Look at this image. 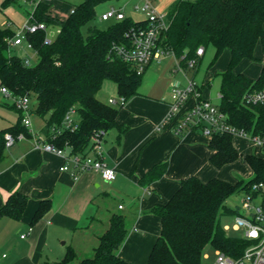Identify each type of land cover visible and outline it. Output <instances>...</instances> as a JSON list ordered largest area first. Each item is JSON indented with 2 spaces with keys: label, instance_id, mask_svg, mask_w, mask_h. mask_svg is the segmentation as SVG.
Here are the masks:
<instances>
[{
  "label": "trees",
  "instance_id": "obj_1",
  "mask_svg": "<svg viewBox=\"0 0 264 264\" xmlns=\"http://www.w3.org/2000/svg\"><path fill=\"white\" fill-rule=\"evenodd\" d=\"M112 0H82L64 21L48 15L49 6L40 2L33 19L36 22L57 24L56 38L47 42L46 31L28 34L36 63L26 65L24 59L11 52L9 39L15 33L0 26V86L14 97L36 99L33 111L45 121L43 134L47 142L60 149L70 148L72 154H84L95 135L105 136L114 129L122 133L126 127L118 122L119 107L98 99L105 83L113 82L120 97L126 101L139 94L143 74L134 65L114 54V47L127 44L126 33L132 28L145 26L147 21L127 17L115 21L105 30L92 25L97 7ZM12 0H5L2 8ZM167 30L162 33L160 45L175 54L187 69L188 60L197 58V50L213 46L216 59L225 50L231 51L230 66L220 74V109L228 121L252 136L264 137V105H252L246 94L264 89V60L259 76L252 78L235 68L243 60H255L259 41L264 44V0H175L166 14ZM87 27V35L84 28ZM198 63L194 71L197 69ZM201 91V88H199ZM78 110V128H63V121L72 108ZM20 113L18 123L0 131V162L6 151V134L30 136ZM214 152L213 165L221 169L236 162L240 153L234 146V137L215 134L209 139ZM246 161L254 178L246 184L213 178L208 182L196 176L189 177L164 205L153 212L162 220V230L147 264H202L208 247L239 257L248 246L241 236H232L224 230L222 219L235 215L237 207L226 205L227 199L240 190L247 191L255 183L264 182V158L247 155ZM167 164L154 166L141 180L152 183L166 172ZM28 198L13 193L0 207L3 218L20 221L27 208ZM51 208L45 201L36 211L35 225ZM127 228L122 215H113L108 230L100 237L94 255L79 264H133L119 256L126 239ZM77 258L68 248L63 259L52 264H70Z\"/></svg>",
  "mask_w": 264,
  "mask_h": 264
},
{
  "label": "crops",
  "instance_id": "obj_2",
  "mask_svg": "<svg viewBox=\"0 0 264 264\" xmlns=\"http://www.w3.org/2000/svg\"><path fill=\"white\" fill-rule=\"evenodd\" d=\"M4 1L0 0V11L10 22L0 20V26L17 34L14 25L21 30L29 23L26 18L16 14V0L2 8ZM54 1L40 2L49 6L48 15L58 21L66 20L73 12L74 5L68 9L67 16L59 20L53 14ZM34 12L30 14L32 23L35 21ZM13 48L19 47L11 48L13 54L19 55ZM26 56L29 57L27 52L22 58ZM34 57L36 59L35 52ZM161 58L147 70L163 69ZM172 72L181 73L174 70ZM197 72L198 69L194 71L193 80ZM182 75L186 77L185 82L176 81L166 89H157L155 86L145 91L139 88L138 95L119 107L117 119L126 130L124 133L118 129L111 130L101 143L104 161L117 172V178L113 182L106 181L98 172H83L75 177L72 171H61L66 158L42 148L47 139L43 133L35 131L36 126L31 120V135H23L13 146L6 147L5 156L0 162V207L15 192L28 198L27 208L20 221L3 218L0 222V264H52L63 259L68 248L73 249L77 257L82 253L94 254L113 215L124 216L127 228L119 256L133 264H147L162 230V220L153 209L168 203L183 180L196 176L204 182L218 178L236 183L224 178L221 175L222 168L218 169L213 165L214 152L209 147L208 138L198 132L180 136L171 126L160 128L169 111L173 86L185 85L188 81L187 75ZM207 85L205 81L201 86L197 85L201 88L204 99ZM114 87L117 90L116 85ZM219 97L221 98L220 93ZM110 98H119L118 92L117 96H110L105 103L109 104ZM193 103L191 100L187 106ZM31 109L32 115L36 108L31 105ZM0 110L2 114L6 109L0 107ZM3 115L5 114L0 116V131L16 125ZM244 142L252 144L248 139L234 137V146L239 151L240 158H244L248 165L246 156L255 155L251 150L254 146L250 145L251 149L247 150L237 144ZM257 148L256 156L264 158V153L261 154L260 148ZM70 153V148H67L66 156ZM236 162L226 167L233 166ZM162 163L167 164L164 175L152 183L142 184V178L154 166ZM45 201L51 203L50 210L32 225L36 211ZM4 254L6 257L2 258Z\"/></svg>",
  "mask_w": 264,
  "mask_h": 264
},
{
  "label": "built area",
  "instance_id": "obj_3",
  "mask_svg": "<svg viewBox=\"0 0 264 264\" xmlns=\"http://www.w3.org/2000/svg\"><path fill=\"white\" fill-rule=\"evenodd\" d=\"M144 6L136 7L146 13L147 24L130 29L126 33L127 44L114 47V54L123 61L134 65L138 74H143L147 69L169 50H165L160 45L162 33L167 30L166 15H159L154 0H144ZM126 18L122 10L111 8L101 16V21L111 20L121 21ZM143 21V20H142ZM40 30H47V25L43 22L34 21L32 24L25 25L21 32L26 31V35L21 32L9 39L11 47H21L27 45V48L33 49V46L27 40L28 34H34ZM52 40L47 39V42ZM205 54L204 47L197 50V58L188 60L187 69H185L180 60L176 57V67L174 72L179 71L187 75L188 71L196 68L198 59ZM26 65L32 64V58L26 56L23 58ZM1 91L9 98L16 100V107L23 115V124L31 131V99L28 96L14 97L6 87H1ZM171 103L169 111L160 125V128L171 126L177 135H184L189 132H198L202 136L211 139L215 134H229L233 137L248 139L253 145L259 147L264 152V137L252 136L246 131L237 128L228 121L227 114L220 107L214 105L210 100L202 98V93L194 80H188L185 85L176 84L172 88ZM245 99L252 105H264V89L253 91L246 94ZM193 100L190 106L187 104ZM126 102L124 97L110 98L109 104L120 107ZM78 110L76 107L70 109L63 121V128H78ZM23 134L13 136L6 134V146H13L18 140L23 138ZM103 136L95 135L91 139L90 148L84 154H72L66 156V149H60L55 145L46 142L42 148L47 152L66 158L65 164L60 168L61 171H72L74 176L83 172H98L108 181L113 182L117 178L115 168L110 167L103 159L101 150ZM39 146V145H38ZM246 198L242 205L237 208L234 215L235 221L232 228L241 231V236L248 242V246L239 257H233L225 252L216 249V259L214 264H264V182L255 183L246 191ZM260 197L259 204L254 203V199ZM229 226H224L228 233ZM229 234V233H228ZM25 238V236H22ZM6 255H2L5 258ZM206 253L203 259H206Z\"/></svg>",
  "mask_w": 264,
  "mask_h": 264
},
{
  "label": "rangeland",
  "instance_id": "obj_4",
  "mask_svg": "<svg viewBox=\"0 0 264 264\" xmlns=\"http://www.w3.org/2000/svg\"><path fill=\"white\" fill-rule=\"evenodd\" d=\"M17 3L14 5V10L16 14H18L21 18H26L27 22L32 24V20L30 19V14H32L37 6V4L41 0H16ZM82 2V0H55V8L53 9V14L56 18L61 20L65 16H67V11L70 8L71 5L77 6ZM175 2V0H154L155 6L157 7V11L159 15H166L167 12L170 10L171 5ZM145 1L144 0H112L105 2L101 5H99L96 9L97 16L96 20L93 22L92 25H95L99 30H105L109 27L110 24H112L114 21H108L103 22L101 21V16L103 13L107 12L111 8H115L117 10H122L127 17L132 18L134 21H142L147 19L146 13L142 12L141 10H137L136 7H142L144 6ZM0 20L5 22H10L7 16L0 11ZM56 20V19H55ZM14 27L17 29V33L21 32V30L14 25ZM58 32V26L57 24H47V39L54 40L57 36ZM84 33L87 35V27L84 28ZM21 34L26 35V31L21 32ZM15 52H17L21 58L24 56V53H28L29 57L32 58V64L36 63V59L34 57V50L27 48V45L25 44L23 48L19 47L13 48ZM255 60H243L236 68V72H242L250 77L257 78L261 72L262 63L264 60V44L263 41H259L256 47L255 51ZM175 54L172 52H169L166 56H162L160 62L163 69H150L145 72L143 75L141 86L140 88L149 91L153 89L155 86L157 89H161L166 87L168 88V85L170 86L176 82L181 81L185 82L186 77H184L183 73H176L174 74L172 70L175 69ZM231 61V51L225 50L222 55L216 59V50L213 46H210L206 50V54L204 58L201 61V64L197 67L198 72L194 78V81L197 85H202V83L205 81L208 85L204 89V97L206 99H209L212 101V103L216 106H220L221 100L219 97L220 93V83H221V76L220 74L227 71L230 66ZM193 71V70H192ZM194 71L188 73L187 77L188 80H193L194 77ZM105 84V86L100 90V92L97 94L98 99L107 102L108 98L110 96H117V90L115 89V84L113 82L108 81ZM112 85V86H111ZM16 100L13 98L7 97L0 88V105H8V106H0L5 107V111L2 114H5L3 116H6L11 121H14V124H17L20 113L18 108L15 105ZM31 105L33 108H36L37 100L32 99ZM1 110H0V116H2ZM31 120L33 121V125L36 126L35 131L42 134V130L45 126V123L43 119L38 116L35 112L31 115ZM238 139V138H237ZM238 146L242 149H251L250 145L246 142L237 143ZM254 148H252L253 154H257L258 148L257 146L253 145ZM260 153L263 154V150L259 149ZM258 156V155H257ZM221 175L224 178H228L229 180H232L233 182H240L247 183L250 180L254 178V175L252 171L250 170L249 166L246 164L244 158H240L233 166L229 167H223ZM247 194L245 190H240L230 196L227 201L226 205L235 208L240 207L246 198ZM260 197H257L254 199L255 204H259ZM235 221L234 215H228L223 217L222 224L224 226H229L231 229L228 231V233L232 236H239L241 234V231H236L232 228ZM206 259H203L202 264H214V261L216 259V249L212 247H208L206 249ZM94 254L86 255L84 253L79 254L77 259L72 261L70 264H78L79 260H82L84 258H90ZM204 257V255H203ZM46 264V263H41Z\"/></svg>",
  "mask_w": 264,
  "mask_h": 264
}]
</instances>
